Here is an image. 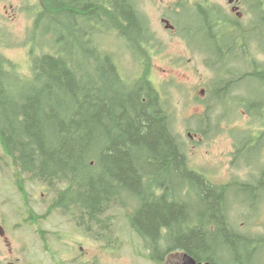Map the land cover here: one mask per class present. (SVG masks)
<instances>
[{"label":"trees","instance_id":"16d2710c","mask_svg":"<svg viewBox=\"0 0 264 264\" xmlns=\"http://www.w3.org/2000/svg\"><path fill=\"white\" fill-rule=\"evenodd\" d=\"M37 1L26 0L23 5L26 17L33 19L28 40L37 44L40 38L49 46L55 30L60 37L45 50L47 54L34 58L29 78L17 74L0 54V167L12 170L7 169L11 165L46 186L53 209L85 218L95 241L102 240L94 233L97 220H102V227L109 209L135 205L137 209L127 211V218L146 246L156 249L163 242L198 261L216 263L215 250L224 243L241 257L238 264H253L249 259L257 242L236 231L228 212L233 207L230 200L240 191L248 192L250 209L264 205V170L247 173V182L232 181L234 187L213 184L190 167L185 146L173 129V102L162 98L163 89L150 78L155 32L134 2ZM194 15L202 27L187 28L185 20L177 32L191 40L204 34L207 40L205 62L216 77L208 96L228 102L234 96L236 104L259 127L264 126V69L254 63V72L242 77L247 63L240 60L245 69L236 76L230 68L236 44L232 23L226 28H205L222 21L221 14ZM113 35L137 58L143 70L138 78H124L117 56L102 48L106 38L110 46ZM251 79L260 84L255 104L247 99L250 93L243 100L239 97L240 88ZM214 105H208L195 121L203 135ZM249 133L235 149L244 164L252 160L242 158L258 154L257 145L264 139V132L257 129ZM110 228L113 234L111 220Z\"/></svg>","mask_w":264,"mask_h":264},{"label":"rangeland","instance_id":"374dc122","mask_svg":"<svg viewBox=\"0 0 264 264\" xmlns=\"http://www.w3.org/2000/svg\"><path fill=\"white\" fill-rule=\"evenodd\" d=\"M25 4H27L26 0H0V54L15 66L17 74H20L24 78H29L32 75L34 58L37 54H42V52L47 54L45 50H49L56 45V40L59 39L60 33L55 30L53 38L48 44L49 46L43 44L40 38H37V44H35L34 41L32 42V40H26L28 37V25L26 17L22 14V8ZM144 4H146V1ZM224 15L227 16L229 14L225 12ZM187 19L188 27L200 29V23L195 21V17L188 14ZM149 20L158 43H161L162 46L161 50H156L151 60L152 81L160 90L163 89L167 97L173 95L172 102L174 98L180 94L176 93V87L174 86H171V90L170 86L167 84L168 80H172L177 86L184 87L185 91L188 87L190 89L189 98L194 100L199 95L201 88L216 81L215 75L211 74L205 65L202 64L200 54H192L193 50L186 45V41L183 38L165 29L157 14H151ZM203 35L200 34L195 38V41L198 42V44L200 43L202 47H206L207 40ZM107 39L109 40V38H106L103 41L104 46H102V48L108 52L111 51L117 56L122 76L130 80L137 77L140 73V66L133 60L129 52L126 50V53L124 52L125 45L123 40H119L113 35L110 46H108ZM28 43L33 45L34 50L30 49ZM60 46H62L61 41ZM252 49L259 50L260 48L253 46ZM261 49L264 50V47ZM240 89H243L244 93H247L249 90L250 94L247 99L250 104H255L259 100L260 84L256 80L252 79L248 82L246 81L244 86ZM181 99L182 98H176L171 104V109L174 112L173 129L175 134L178 135L185 144L191 168L204 173L212 182L219 185L226 184L233 178L239 179L241 182H247L248 170L238 167L240 165H237L232 153L237 144L236 138L239 140L243 139L241 138L243 136L238 134H250V130L255 128L260 130L261 127L258 126V123L253 121L252 117L248 116L241 107L238 109L234 108L232 111V109H230L231 107L228 106H216L217 108L213 106L215 109L212 114L213 118L207 129L206 126L203 127V130L207 132L203 135L195 121L204 115L205 110L200 109L197 105H186L185 100L182 102ZM189 134H191L193 140ZM234 135L236 136L233 137ZM261 142L264 143V139ZM243 159L253 160L255 159V154L248 153L242 160ZM243 164L244 163H242V165ZM257 165H260V167L264 166V153L259 162H257ZM9 168L16 170V168L11 165H9ZM252 168H255V164L252 165ZM11 175V172L7 173L0 169V192L1 194H7L10 198L6 208L13 220H16L18 217L16 208H19L22 204H29L34 208L33 213L36 218L40 219V222L46 223L44 225L45 228L66 232L68 234L77 233L75 228V231L72 232L73 225L69 223L67 218L64 219L62 216L57 217L55 214H48L43 217L45 215L46 205L51 203L48 199L44 200L47 195V190L42 185L39 187L37 182H25L27 175L21 170H17L16 177L18 181L24 178L25 185L23 187V192H21L22 197L12 195L11 191L14 189L10 188L9 185H12L16 189V180H14L13 177L11 178ZM27 178L30 180L29 176ZM43 192L45 193L44 196H42ZM1 197L0 200H3ZM249 198L250 196L246 191H240L232 198L231 204L234 206L230 211V220L235 229L240 230V233L244 230L245 234L251 235L252 237L263 236L264 209L262 208L264 205H258L257 207L260 209L257 208L256 213L252 216V214H248L251 211L249 207ZM21 199H23L22 202H20ZM11 204L16 208L11 206ZM134 208L137 209L135 205ZM56 214L59 215V213ZM111 214L117 215V219L114 221L117 232L115 236H120V245L118 246L117 253L112 255L105 254L97 264H150L142 256L146 248L144 247V243H141L137 239L135 232L131 229L127 221V212L116 207L112 210ZM25 216L28 218V213H26ZM241 216L243 220L239 221ZM245 216L250 220L252 219V221L247 222ZM48 217H50L49 220L44 221ZM20 234L23 235L24 239L30 244L36 241L31 231L28 232V230L22 229ZM36 243L39 245L34 244L31 249L27 248L25 260H31L36 255V258L39 260L38 264H52L49 256L42 251L40 240L36 241ZM111 244L116 245L117 243L111 241ZM2 245L3 243H0V251L2 253L0 259L5 261V251ZM13 246L15 247V251L17 248L19 252V247L22 246V243H13ZM57 247L62 258L59 260L60 263L77 264L73 262L74 255L71 251L63 253L60 247L64 246L57 244ZM170 247H173L172 241ZM111 249L113 248L111 247ZM91 252H96L99 255L98 250L94 246H92ZM213 257L215 258L216 264H238L241 260V257L235 256L232 245L224 246V243H220V247L215 250V255H213ZM262 259L264 260V253ZM161 261L162 259H159L158 263L160 264ZM174 261L175 258L173 257L168 260V262L171 263ZM24 264H26V262H24Z\"/></svg>","mask_w":264,"mask_h":264},{"label":"flooded vegetation","instance_id":"af4514ba","mask_svg":"<svg viewBox=\"0 0 264 264\" xmlns=\"http://www.w3.org/2000/svg\"><path fill=\"white\" fill-rule=\"evenodd\" d=\"M146 10L149 14H157L160 17V21H167L170 23V27L176 30L175 21L172 18L174 16H182L189 13V10H197L201 14L208 15L215 13H225L230 15L232 28L236 31L237 42L241 46H248L251 44L264 45V0H145ZM62 2V1H61ZM43 8L39 7V12H42ZM77 14V13H76ZM79 15V14H78ZM75 21V19H74ZM74 26L76 24L72 23ZM166 27H169L164 23ZM203 25V24H202ZM223 25L231 26L226 22L219 21L218 23H212L205 25V28L220 27ZM77 27V26H76ZM172 30V32H174ZM246 34V35H245ZM186 45L191 46V41L186 39ZM203 95L206 94L205 90H202ZM201 98V96H200ZM201 109H205L206 105L200 104ZM9 229L8 221L2 217L0 219V243L3 242L8 252L5 254L3 264H21L19 258L14 256L12 249L10 248L11 242L9 240L7 231ZM109 225L103 226V231L99 237H102L98 244V253L91 252L92 243H78L73 249V260L80 262V264H96V261L100 260L101 256L110 254V243L107 240L109 236ZM176 263H181V255L176 257ZM168 264V262L162 263Z\"/></svg>","mask_w":264,"mask_h":264},{"label":"water","instance_id":"95a60500","mask_svg":"<svg viewBox=\"0 0 264 264\" xmlns=\"http://www.w3.org/2000/svg\"><path fill=\"white\" fill-rule=\"evenodd\" d=\"M185 264H197L193 259L189 258V257H185Z\"/></svg>","mask_w":264,"mask_h":264},{"label":"bare ground","instance_id":"6f19581e","mask_svg":"<svg viewBox=\"0 0 264 264\" xmlns=\"http://www.w3.org/2000/svg\"><path fill=\"white\" fill-rule=\"evenodd\" d=\"M255 252H256V250H254L253 252H251L250 259H249V262H250V263H252V261H253V258H254V255H255ZM246 256H248V255H246ZM248 264H249V263H248Z\"/></svg>","mask_w":264,"mask_h":264}]
</instances>
